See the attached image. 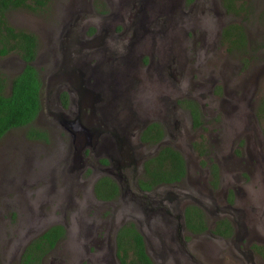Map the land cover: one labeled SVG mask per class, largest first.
<instances>
[{
    "label": "flooded vegetation",
    "instance_id": "1",
    "mask_svg": "<svg viewBox=\"0 0 264 264\" xmlns=\"http://www.w3.org/2000/svg\"><path fill=\"white\" fill-rule=\"evenodd\" d=\"M136 1L137 5L132 4L127 14L124 12L126 8L115 5L120 18L113 14H110L113 17L109 18L108 14L94 12L90 0H69L68 7L65 5L61 9L62 18L58 19L56 28L38 35L42 36L44 42L43 51L40 53L37 50V37L33 33L36 38V50L33 60L29 63L34 66L40 81L39 109L26 126L27 129L32 126L34 129L43 130L46 137L52 130L53 133L57 130L56 134L54 133L56 147L65 155L71 152L68 158L59 159L52 168L70 172L69 178L62 183L63 188L56 192L57 203L62 208L74 207V214L80 210L79 207L86 205H91L95 212L84 222L83 218L71 219L70 224L74 228L76 240L79 241V230L82 227L89 230L87 226H91L92 231H97L103 226V218L97 216V212L101 213L99 208L104 205L110 210L111 214L107 217L109 222L105 221V239H109L110 231L113 252L106 245L107 242L103 249L101 242L95 240V243H98L95 247L100 249L99 254H102V257H97V261L93 259L92 262L121 264L116 254V234L122 231L123 236H129L124 226H131L139 234L143 251L152 264H216L214 258L222 246L212 239L221 244H234L235 255L237 247L233 239H239L236 236L231 238L235 230L228 217V212L235 209L232 202L237 200V191L230 177L233 173H230L229 177L223 175L218 169V162L215 164L209 158L211 155L213 157L212 147L203 148L204 140L198 132L205 125L204 105L184 90L174 93L173 82L166 72L152 81L146 75L142 76L140 66L149 63L148 65L154 64L159 68L163 65L172 68L174 63L180 68L179 74H183L186 68V48H195V43L198 42L203 50L208 47L215 49L216 43L222 39L228 51H242L246 47L247 35L243 27L236 22H220L215 30V21L219 18L218 7H222L219 16L227 15L221 0H182L178 4L179 14L171 20L155 17L162 11L150 9L149 6L154 0L152 4ZM232 2L236 4L237 0ZM171 6L172 4L166 11H173ZM197 7H200L198 11ZM184 14L192 16L186 17ZM233 25L239 26L241 32L236 28L234 30ZM226 27H231L232 34H222ZM160 28L166 33L165 38L161 37L165 34L158 35L162 33ZM149 31L150 36H145L143 40L146 41L139 44V39ZM239 32L243 36L244 44ZM98 38L100 39L97 40ZM105 38L107 39L104 41ZM104 44L105 47L102 46ZM148 44L153 48L152 54L156 55L154 61L150 59V53L141 57L143 48ZM134 46L139 61L136 63L139 68L136 69L132 66L133 63L123 58L128 52H132ZM109 48H116L120 56L110 57ZM38 55L41 58L37 61ZM18 59L20 65L15 72L24 65V62ZM127 66L132 68L128 69ZM167 73L173 78L170 71ZM194 87L191 86V89ZM232 87L234 90L239 89L237 86ZM209 96L215 98L212 94ZM208 103L212 110V106L217 105V100ZM259 104L260 100L258 108ZM228 108L232 110L234 106ZM258 114L259 120L264 123L262 113ZM40 115L45 116L43 123ZM237 117L234 116L236 120ZM246 117L240 128L233 133V137L244 134L246 138L255 136L258 140L263 139L264 127L261 129L260 126H254L253 132L250 126L252 127L253 120L257 118L251 111ZM74 118H78L79 124L87 130L98 129L96 136L92 137L88 144L82 147L79 144L78 155H75L78 143L71 140L65 127L67 120ZM35 119L37 124L32 123ZM155 129H159L161 133L156 134ZM218 133L220 143L225 144L227 131L222 129ZM183 140L188 150L186 154L183 152V146L179 145ZM211 141L213 140H209V145ZM220 143L214 144V150ZM162 146H170L179 152L183 159L184 174L172 182L152 184L149 188L142 187L139 180L144 178V162ZM231 153L234 161L239 160L233 150ZM251 159V156H241L245 164ZM235 166L239 165L231 163L228 171L232 170L237 175V169L240 167ZM245 168L248 173L256 169L254 166ZM101 178L114 182L116 192L112 198L101 199L96 196L94 185ZM63 191L68 196L65 195V199L61 195ZM214 202H219L221 207L213 204V208L209 209L208 203ZM206 212L211 215L208 224L210 226H206ZM223 219L230 224V231L226 235L215 231ZM55 224L63 228L62 235L54 242V245L56 244L63 236L65 226L52 222L23 244L16 258L17 264L24 246L47 227ZM205 231L208 234L206 238ZM93 236L95 238V235ZM131 241L125 237L127 245ZM251 247L244 250L246 257L250 259L253 256ZM255 253L261 256L257 251ZM105 254L107 260L104 258Z\"/></svg>",
    "mask_w": 264,
    "mask_h": 264
},
{
    "label": "rangeland",
    "instance_id": "2",
    "mask_svg": "<svg viewBox=\"0 0 264 264\" xmlns=\"http://www.w3.org/2000/svg\"><path fill=\"white\" fill-rule=\"evenodd\" d=\"M154 1L149 6L150 9L162 11L155 16L156 18L171 20L179 14L178 4L182 0ZM68 2L69 0H46V3L40 8L32 10L18 7L9 9L5 15L8 23L15 28H21L36 35L37 50L40 53L43 51L44 42L42 36L38 35H42L46 30L56 28L58 19L62 18L63 11L61 9ZM90 2L94 12L104 15L113 14L116 18H120V16H118V9L115 8V5L126 8L124 12L127 14L130 12L132 4L137 5L138 3L136 0H90ZM170 4L174 10L168 12L166 8ZM221 4L223 6L222 0ZM218 8L221 12L222 7ZM234 8L235 10L226 9L227 15L225 16H219L218 12L219 18L215 21L214 26L217 30L220 22L239 23L247 35L244 51H228L222 39L216 43V50L209 47L203 50L196 42L195 48H186L184 60L186 68L183 74H179L180 68L176 67L174 63L172 68L165 65L159 68L154 64L143 63L140 66V72H142V76L146 75L152 81H154L153 78L162 76L163 72H166L167 77L173 82L174 93L184 90L185 93L198 99L199 103L204 105L205 125L198 132L204 140L203 148L212 147L213 157L211 155L209 158L215 164L218 162L220 165L218 169L223 175L229 177V174L233 173L230 177L237 191L235 195L237 200L232 202V207L235 209L228 212V217H230L235 230L231 238H235V236L239 238L237 241L233 239L234 243L236 242L237 257L233 252L234 244H221L211 238L213 242L222 246L215 255L216 264H234V261L236 264H264V258L255 253V245L264 244V138L260 140L255 136L246 138L244 134L233 137V133L243 124L249 111L257 118L253 120L250 130H253L254 126L256 128L260 126L261 129L264 127L258 114V112L260 113L258 103L264 96V0H237ZM199 9L200 7H197V11ZM120 14L123 13L120 12ZM184 16L191 17L192 15L184 14ZM112 17L110 15L109 18ZM160 31L162 33H158V35L165 34L161 35L165 38L164 30L160 28ZM179 31L181 32L180 28ZM149 33L151 32L144 33L145 35L139 39V44L146 41L143 39L145 36H150ZM227 33L232 34L231 30ZM241 40L243 39L241 38ZM242 44H244V40ZM102 46L105 47V44ZM143 50L141 57L150 53V59L156 60V55L152 54L153 48L150 44ZM136 51V46H134L132 52L123 56L124 60L133 63L132 66H135V69L138 67L136 63L139 62ZM164 54L162 53V55ZM108 55L116 56V58L120 56L116 48H109ZM18 58L13 52L0 56V71L7 77H11L20 65ZM40 58L38 55L37 61ZM132 66L127 67L130 69ZM122 68L124 69V67ZM169 71L174 79L168 76L167 72ZM191 86H195L193 90ZM232 86H237L239 89L234 90ZM209 94L214 95L215 98ZM237 94H240V97ZM215 99L217 105L212 106V110H210L208 101L212 102ZM231 105L234 108L229 110L228 107ZM234 116H238L237 120ZM39 118L43 123L45 116L40 115ZM32 123L37 124V120L35 119ZM222 129L227 131L225 144H221L218 139V132ZM26 130L27 126L10 128L0 137V264H17L16 258L23 244L52 222L64 224V234L51 249L44 253L39 264H97L95 261L102 257V254H99L100 249L95 247L98 245L95 240L101 242L103 249L107 242L106 245L113 252L110 231L108 232L109 239H105L107 236L105 221H108L107 217L111 214L109 208L104 205L99 208L101 213L97 212V216L103 218V226L99 227L97 231H92L91 226H87L89 230L85 227L79 230V243L75 238V231L73 232L74 228L70 221L76 217L78 220L83 218V222L85 219H90L95 213L94 208L91 205L79 207L80 210L76 214H74V207L62 208L57 203L56 192L63 188L62 183L69 178L70 172L60 169L52 170L55 162L63 157L68 158L71 152L65 155L56 147L54 133L56 134L57 130L54 133L53 130L49 132L46 141L29 140L25 135ZM61 134L63 136V133ZM210 139L213 141L209 145ZM215 143H220L216 150H214ZM179 145L183 146L185 154L188 153L185 140ZM232 150L239 160L234 161ZM245 151L246 153H244ZM241 156L245 158L251 156L252 159L245 164V161L241 160ZM231 163L239 165L235 166L240 167L237 169V175L232 170L228 171V166ZM247 166L248 168L254 166L256 169H252L248 173L245 168ZM40 191L42 193H39ZM64 192H61L63 199L68 197ZM219 197L221 198V196ZM213 204L221 207L219 202H214L208 203L209 209L213 208ZM210 216V213L206 212V226H210L208 225ZM113 227L114 225H112V229ZM207 229L210 230L209 227ZM204 236L208 237L207 231ZM249 246H252L253 250L251 259L246 257V251H244ZM104 258L107 260V254L104 255ZM93 259L94 262H92Z\"/></svg>",
    "mask_w": 264,
    "mask_h": 264
},
{
    "label": "trees",
    "instance_id": "3",
    "mask_svg": "<svg viewBox=\"0 0 264 264\" xmlns=\"http://www.w3.org/2000/svg\"><path fill=\"white\" fill-rule=\"evenodd\" d=\"M45 3L46 0H0V56L13 52L24 62L20 70L11 77H7L0 71V137L10 128L30 124L39 109L38 89L40 85L34 66L29 63L35 56V35L9 24L5 14L9 9L18 7L34 10ZM223 5L228 10H235L232 0H223ZM233 27L240 28L237 25ZM229 30L231 27L224 28L222 34ZM240 37L243 39L241 34ZM258 110L264 118V96L260 99ZM155 132L158 135L161 133L159 129H155ZM25 135L28 138L47 139L43 130L34 129L32 126L28 127ZM143 167L144 178L139 182L142 187L146 188L151 187L152 184L178 180L184 174L183 159L179 152L170 146L160 147L152 157L144 162ZM94 192L101 199L112 198L115 195L116 186L108 178H101L94 185ZM124 229L129 236H123L122 231L116 234V254L120 263L152 264L143 251L140 236L136 230L131 226H124ZM215 231L223 235L228 234L229 222L225 219L221 220L220 227L217 226ZM62 233L63 228L58 224L47 227L24 246L19 264H39L41 257L53 247L55 240ZM125 237L132 240L129 245L123 241ZM255 249L264 258V245H255ZM131 254L132 257L129 258Z\"/></svg>",
    "mask_w": 264,
    "mask_h": 264
},
{
    "label": "water",
    "instance_id": "4",
    "mask_svg": "<svg viewBox=\"0 0 264 264\" xmlns=\"http://www.w3.org/2000/svg\"><path fill=\"white\" fill-rule=\"evenodd\" d=\"M148 0H139L140 3L146 4ZM145 5L143 6L144 9ZM138 11L140 9L138 8ZM140 21V18L138 19ZM66 129L69 133V136L71 137V140L73 142L78 143V145L75 147L76 153L75 155H78L79 152V144L80 147H82L85 144H88L97 134L98 129H93V130H87L85 127L81 124H79L78 118H74L72 120H67L66 123ZM93 137V138H92ZM110 145L111 143L108 142ZM105 148V146H103Z\"/></svg>",
    "mask_w": 264,
    "mask_h": 264
},
{
    "label": "bare ground",
    "instance_id": "5",
    "mask_svg": "<svg viewBox=\"0 0 264 264\" xmlns=\"http://www.w3.org/2000/svg\"><path fill=\"white\" fill-rule=\"evenodd\" d=\"M150 3L152 4L153 3V0H148L147 1V4H150Z\"/></svg>",
    "mask_w": 264,
    "mask_h": 264
}]
</instances>
